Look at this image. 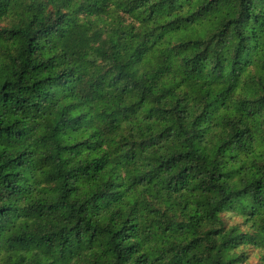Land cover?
<instances>
[{"label": "trees", "instance_id": "16d2710c", "mask_svg": "<svg viewBox=\"0 0 264 264\" xmlns=\"http://www.w3.org/2000/svg\"><path fill=\"white\" fill-rule=\"evenodd\" d=\"M94 3L102 9L107 0ZM122 3L121 20L128 22L129 42L124 43L123 30L109 31L103 26L78 39L80 49L91 47L112 64L93 81L91 93L76 98L75 90L70 91L54 101L53 111L41 114L47 122L35 146L20 148L13 143L26 131L20 125L36 118L35 106L29 112L27 97L16 93L41 85L38 79L24 82L25 76L31 78V71L60 70L44 80L59 79L60 73L73 71L61 66L75 53L63 51L56 54V60L49 56V62L26 64L19 74L12 73L15 80L0 84V146H7L0 156L18 149L0 165V199L36 191L31 186L22 188L17 181L19 173L6 170L13 163L19 167L26 152L35 156L45 150L40 157L44 169L41 183L51 186L50 196H40L29 206L31 231L28 223L14 225L15 233L7 237L9 247L0 246V264H44L45 260L58 264L68 243L62 234L70 218L75 223L69 232L80 225L81 230L74 233L80 237L78 243H83L86 235L88 245L99 249V255L93 253L87 264H108L103 259L108 251L105 246L118 232L123 233V239L132 240L124 257L129 264H262L258 241L264 234V164L259 157L264 155V147L257 145L253 158L238 145L240 155H227L229 149L219 145L210 170L211 183L199 180L192 164L172 170L190 157L193 140L202 142L211 130L199 128L198 122L206 126L231 122L239 111L249 121L264 123L260 120L264 95L256 94L257 86L264 85V46L259 35L242 65L236 62L239 41L231 57L226 54L227 27L234 26L240 15L245 20H259L260 13L254 9L264 6V0ZM30 15L36 18L30 0H0V29L7 33H20ZM10 84L17 88L9 89ZM84 108L87 111H81ZM193 111L197 115L192 125L199 130L189 135L182 121ZM61 136L64 141L57 143L55 138ZM179 147L189 151H179ZM221 149L226 159L219 158ZM49 163L54 167L50 169ZM118 168H122L119 175ZM247 189L253 196L249 212L243 220L229 218V206L238 193L247 195ZM72 193L80 194L78 205L68 202ZM9 208H0V236L7 227L4 222L11 223ZM89 212L104 217L105 228L117 221L120 227L105 239L107 233L93 225L91 216L85 221ZM242 243L249 245L247 250L231 256ZM53 252L56 261L50 258Z\"/></svg>", "mask_w": 264, "mask_h": 264}, {"label": "clouds", "instance_id": "9594fccd", "mask_svg": "<svg viewBox=\"0 0 264 264\" xmlns=\"http://www.w3.org/2000/svg\"><path fill=\"white\" fill-rule=\"evenodd\" d=\"M124 7L125 5L122 3V0H107L106 6L102 9L96 7L94 0H30V8L32 13L35 14V19H32L31 15L26 17L24 24L21 25V32L15 36L0 29V84H3L4 81L15 80L12 73L19 74L26 64L31 67L32 65L39 64L42 60L48 61L49 56L53 57V60H56V54L63 51L70 50L75 53L69 61L61 66L63 68H70L73 71L64 73L63 75L60 73L59 79H43L46 75H56L60 71L59 69L40 74H37L36 71H31V78L28 76L24 77L26 84H30L32 79H38L41 81V85L28 88L23 93H16L17 96L23 95L27 97L25 107L29 112L33 110L32 106H35L36 118H30L20 125L26 131L19 139L13 141L14 144H19L20 148L35 146L37 137L44 132V125L47 122V117L41 114L46 110L53 111L52 105L54 101L60 100L64 95L73 90H75L76 98L92 92V88L94 87L93 81H97V77L109 68L112 61L102 60L91 47H88L87 50L80 49L78 39L81 36L90 35L97 28L103 26L109 31L114 29L123 30L125 33L123 41L125 44L128 43L130 35L127 31L128 22L125 19L121 20V10ZM254 12L260 13L257 15L260 17L259 20H255V22L249 18L245 20L240 15V18L235 21L234 26L230 29L227 27L226 29L229 41L226 54L229 57H231L232 50L235 48L237 41H239L240 50L236 53L237 66L247 61L248 53L251 51L250 45L257 35H259L261 44L264 46V6L254 9ZM131 18V14H129V19ZM29 19H32V26L30 28L27 26ZM241 37H246V39H241ZM33 45L35 48L32 47ZM90 61H94V63H89ZM111 73L115 74L113 70ZM65 76H67V79H65ZM15 88L17 87H13L12 84L9 85V89ZM260 88H264V85L257 86L256 94L264 95V91H260ZM81 111H87V108L81 109ZM196 115L197 112L193 111L182 121L184 131L192 135L193 131L199 130V128H210L211 130L208 131V135L202 142L197 143L196 139L193 140L190 157L181 160L172 170L174 172L187 164H192L199 173L197 178L206 183H211L209 181L210 170L214 159L217 158L216 148L219 145L223 144L225 149H229L227 155H240V152L237 151L238 145L245 155L252 153L253 158L255 157L253 149L257 145L264 147V123L257 124L254 121H249L239 111L231 118V122L226 121L225 123H214L207 126L198 122L199 128L196 127L194 129L192 121ZM7 119L10 121L12 117H7ZM260 120L264 121V113L260 116ZM32 125H36V129L27 131L32 128ZM55 139L57 143L64 141L63 136L56 137ZM180 139L183 140L184 137L181 136ZM6 147V145L0 146V151H3ZM48 150L51 149L49 148ZM178 150L189 151L188 148L184 147H179ZM17 151L18 149L10 150L0 156V165L6 164L12 156L17 154ZM221 153L222 155L219 158L226 159L227 155L223 154V149H221ZM45 154V150L43 149L37 151L35 156L26 152L23 157H20L23 163L19 164V167H15V163H13L12 167L6 169L7 171L19 173L17 181L22 188L28 189L31 186L36 191L32 192L31 195H28L27 191H23L13 199H0V208L4 205L10 206L8 220L11 223H8V221L4 222L7 227L3 229V234L0 236V246H3L5 249L10 244L7 237L16 231L14 225L28 223V231H31L33 224L32 221L28 220V214L32 209L29 206L39 199L40 196L47 197L51 195L49 192V187L51 186L41 183L44 169L40 157ZM259 161L261 164H264V155L259 157ZM245 162L241 159V163ZM53 167L54 165L49 163V168ZM120 171H122V168L117 169V175H119ZM69 184H72L71 179L69 180ZM245 192L247 195L245 193H238L235 201L229 206V218L239 217L243 220L245 214L249 212L253 196L250 190L247 189ZM79 196V193L68 195V202L78 205L81 202ZM212 203L214 201L209 203V207H211ZM63 214L67 215V209L63 210ZM16 216H20V220H17ZM88 216L92 217L94 226L98 225L105 230L107 233L105 239L111 237V232L116 231L120 227V222L117 221L114 225H109L108 228H105L107 220L92 212L86 214V222ZM73 223H75V220L71 218L65 222V233L62 236L67 239L68 243L64 247V252L60 255L58 264H87L93 253L99 255L97 246L88 245L86 235L83 238V243H78L80 237L75 236L74 233L81 230L80 225H77L72 231H68ZM207 226L216 227L217 225L208 224ZM254 230L250 229V231ZM129 243H132V240L123 239V233L118 232L105 246L108 251L103 259L108 264H129L124 259L127 254L126 246ZM258 243L261 255L264 256V234L260 236ZM23 247L26 248L27 245ZM248 247V244L242 243L238 248L233 250L231 256L234 257L245 252ZM86 248H90L91 251H87ZM56 251L59 250L57 249ZM50 258L53 261L57 260L55 252H53ZM44 264H47V260H45Z\"/></svg>", "mask_w": 264, "mask_h": 264}]
</instances>
